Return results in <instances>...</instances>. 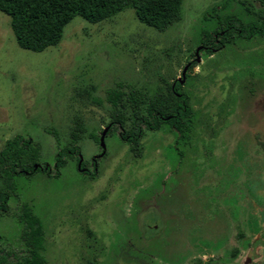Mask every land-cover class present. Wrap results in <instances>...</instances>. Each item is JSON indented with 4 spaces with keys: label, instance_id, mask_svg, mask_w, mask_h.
Masks as SVG:
<instances>
[{
    "label": "rangeland",
    "instance_id": "374dc122",
    "mask_svg": "<svg viewBox=\"0 0 264 264\" xmlns=\"http://www.w3.org/2000/svg\"><path fill=\"white\" fill-rule=\"evenodd\" d=\"M258 15L264 0H183L162 31L132 8L96 23L75 16L58 44L35 52L0 11V150L20 135L39 147L41 168L14 177L0 257L17 264L27 253L25 202L42 220L47 264H264V35L234 32L209 51L201 42L227 16L246 25ZM175 79L194 110L191 138L164 123L134 155L117 125L108 132L107 91L152 95Z\"/></svg>",
    "mask_w": 264,
    "mask_h": 264
},
{
    "label": "trees",
    "instance_id": "16d2710c",
    "mask_svg": "<svg viewBox=\"0 0 264 264\" xmlns=\"http://www.w3.org/2000/svg\"><path fill=\"white\" fill-rule=\"evenodd\" d=\"M183 0H0V11L10 17V26L17 44L35 52L56 45L63 36L65 26L75 17L80 16L90 23L100 22L113 17L119 12L132 8L136 18L145 25L159 31L165 30L181 17ZM248 24H243L233 16H227L220 29L215 30V38L206 36L201 40L206 50L216 49L230 42L235 32L238 36L249 38L256 34L264 35V16ZM190 70H192V66ZM188 74H184V78ZM181 80L175 79L167 84L165 90H158L152 95L134 87L127 89H109L106 100L111 106V121L121 129V137L128 143L130 151L138 156L141 152L139 139L146 129L158 130L167 123L176 132L178 139L186 142L191 138L189 132L194 129V110L191 108L189 94L183 89ZM209 119V117H208ZM211 122V120L209 119ZM206 124L209 129L210 124ZM109 125V124H108ZM75 130H82L77 123ZM211 132V131H210ZM208 132V133H210ZM211 134L215 135L213 130ZM73 138L79 135L72 131ZM99 141L97 136H94ZM73 149V148H72ZM70 157L72 153L68 154ZM58 164L63 165L62 154L57 155ZM40 150L37 145L16 135L5 141L0 150V212L7 209V198L14 193V177L41 170ZM82 165V163H81ZM23 222L22 239L27 253L17 264H47L43 255L45 249L42 220L27 203H22L18 215ZM236 239L245 240V234L237 224ZM240 251L238 246L231 250L235 258ZM0 264H13L0 257ZM194 264H220L212 256L197 259Z\"/></svg>",
    "mask_w": 264,
    "mask_h": 264
},
{
    "label": "water",
    "instance_id": "95a60500",
    "mask_svg": "<svg viewBox=\"0 0 264 264\" xmlns=\"http://www.w3.org/2000/svg\"><path fill=\"white\" fill-rule=\"evenodd\" d=\"M106 130H107V127L105 128V130L102 132V134H101V136H100V144H101L102 147H104V139H103V138H104V135H105V133H106ZM249 260H250V259L247 258V261H249ZM247 261H246V262H247ZM246 262H245L244 264H247Z\"/></svg>",
    "mask_w": 264,
    "mask_h": 264
},
{
    "label": "flooded vegetation",
    "instance_id": "af4514ba",
    "mask_svg": "<svg viewBox=\"0 0 264 264\" xmlns=\"http://www.w3.org/2000/svg\"><path fill=\"white\" fill-rule=\"evenodd\" d=\"M250 259V258H249ZM245 263V262H244Z\"/></svg>",
    "mask_w": 264,
    "mask_h": 264
}]
</instances>
